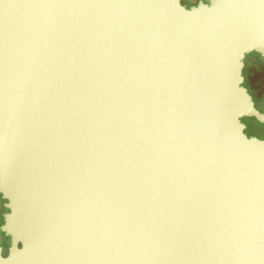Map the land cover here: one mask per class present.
<instances>
[{"label": "water", "instance_id": "obj_1", "mask_svg": "<svg viewBox=\"0 0 264 264\" xmlns=\"http://www.w3.org/2000/svg\"><path fill=\"white\" fill-rule=\"evenodd\" d=\"M264 0H0V264H264Z\"/></svg>", "mask_w": 264, "mask_h": 264}, {"label": "flooded vegetation", "instance_id": "obj_2", "mask_svg": "<svg viewBox=\"0 0 264 264\" xmlns=\"http://www.w3.org/2000/svg\"><path fill=\"white\" fill-rule=\"evenodd\" d=\"M206 0H181L182 4L187 8L198 5L200 2ZM262 57L256 53L250 54L245 59V67L243 70L244 87L251 95L255 107L259 111L264 110V70L259 66V60ZM264 60V59H263ZM242 122L246 125L245 133L249 137H257L264 140V125L258 123L254 118H244ZM1 204V225L4 223V215L8 212L5 207V201L0 195ZM0 225V227H1ZM0 247L3 248V254H7V249L10 245V238L6 237L1 231Z\"/></svg>", "mask_w": 264, "mask_h": 264}, {"label": "rangeland", "instance_id": "obj_3", "mask_svg": "<svg viewBox=\"0 0 264 264\" xmlns=\"http://www.w3.org/2000/svg\"><path fill=\"white\" fill-rule=\"evenodd\" d=\"M258 60H259V66L261 67V68H263V70H264V60H263V58L261 59H259V58H257ZM1 204H0V216H1ZM0 225H1V218H0ZM0 236H1V233H0Z\"/></svg>", "mask_w": 264, "mask_h": 264}]
</instances>
